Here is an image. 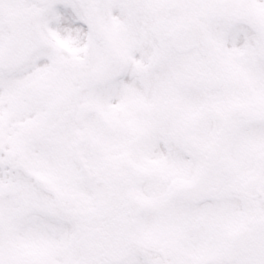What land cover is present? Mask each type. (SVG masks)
<instances>
[{
    "label": "snow or ice",
    "instance_id": "snow-or-ice-1",
    "mask_svg": "<svg viewBox=\"0 0 264 264\" xmlns=\"http://www.w3.org/2000/svg\"><path fill=\"white\" fill-rule=\"evenodd\" d=\"M0 264H264V0H0Z\"/></svg>",
    "mask_w": 264,
    "mask_h": 264
}]
</instances>
